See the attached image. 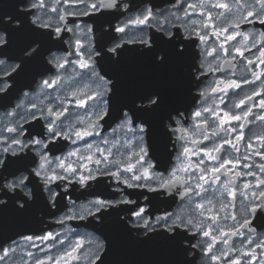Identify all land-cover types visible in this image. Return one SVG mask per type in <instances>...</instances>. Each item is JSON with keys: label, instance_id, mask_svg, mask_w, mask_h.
I'll return each mask as SVG.
<instances>
[{"label": "snow or ice", "instance_id": "1", "mask_svg": "<svg viewBox=\"0 0 264 264\" xmlns=\"http://www.w3.org/2000/svg\"><path fill=\"white\" fill-rule=\"evenodd\" d=\"M22 7L0 16V214L57 207L56 182L66 190L111 177L114 192L131 191L119 199L93 193L56 218L64 233L21 234L23 243L0 246V262L20 249L21 264H109L116 230L174 250L175 264H264V130L251 127L264 124V32L242 30L264 25V0H174L166 13L156 0H22ZM81 17L94 19L82 26ZM129 28L151 32L129 48ZM129 52L158 71L180 66L181 101L172 103L164 84L126 94ZM233 61L245 72L238 79ZM218 73L223 78L201 87ZM60 140L77 147L50 158ZM28 184L34 191L24 199L17 190ZM160 204L172 210L158 214ZM71 220H87L103 239L69 240Z\"/></svg>", "mask_w": 264, "mask_h": 264}, {"label": "flooded vegetation", "instance_id": "2", "mask_svg": "<svg viewBox=\"0 0 264 264\" xmlns=\"http://www.w3.org/2000/svg\"><path fill=\"white\" fill-rule=\"evenodd\" d=\"M6 6L4 8L3 15H12L13 13L17 11H24V8L17 9V6L21 4L22 0H5ZM123 3L131 4L134 2V0H122ZM156 2L160 5L158 11L167 12L172 7V3L174 0H156ZM30 3V0H25V4L27 5ZM109 12H112L114 10H108ZM136 12H133V15H135ZM71 19V18H70ZM93 18L90 17H81L80 19L76 20V23H80L82 26L84 23H91ZM111 19V17H109ZM128 19L127 13L125 15L120 16L118 20H114V23L121 24L123 21ZM5 22H11L9 20H5ZM95 27V25H94ZM242 30L254 33L257 36L264 32V25L259 24L258 22L255 23H249L242 25ZM151 32V30H145L143 34L140 33L139 29L136 28H129L127 29V35L124 37V39L127 41L126 47L129 48H138L140 47L138 41L141 38V35H148ZM66 47V46H65ZM191 51L197 52V65L199 61V54L198 50L191 49ZM60 55H63V52L59 53ZM252 59H255V55L252 53H248ZM124 64H133V77L132 78H121L123 81V87L124 92L126 94L130 93L131 91L142 88V87H154L161 84L167 85L170 93V101L172 103H179L182 99V85H181V67L178 65H173L167 70L158 71L155 70L145 59L144 57L138 53V52H129L125 56ZM234 64V70L237 73L235 77L232 78H240L245 74L242 64L239 62L233 61ZM233 69H229L227 65H225V68L223 72L226 75L231 74V71ZM259 70V69H256ZM223 78L221 74H216L214 76H210L205 79V84L201 85V87L206 86L208 82L211 80H214L216 78ZM248 78L250 77V74H248ZM199 83V82H197ZM254 87L252 85L245 86L243 91L240 92V95L243 96L246 93L250 94L251 88ZM197 91H194L192 93L193 96L196 97L195 101H192L189 99L188 103H191L193 107L197 106L199 103V96L197 95ZM259 100V97L255 98L253 102ZM15 104V101L13 102V106ZM4 109H0V116H2ZM257 114H259V110L256 109ZM101 123H104L103 121ZM26 128L29 127V125H25ZM254 132L260 133L262 130H264V124H261L259 121L255 122L253 125H251ZM109 125L105 124V131H108ZM92 140L93 138H89ZM60 145H63L62 150H56L53 149L52 152L49 153L50 158L54 156H66L68 152L72 151L77 147V144H73L70 141H64L60 140L58 142ZM82 143V142H78ZM51 147V145H50ZM243 151V148L241 149ZM75 159V158H73ZM11 179V178H10ZM99 180H101V184L97 185L96 181H91L89 187L83 188L78 184H71L67 185V189L65 190L66 182H56L51 187L59 193V195L56 197L57 200V207L53 208L49 206L47 212L40 209L38 206H34L29 210V212L24 217H16L13 211L8 210L4 214H0V246L7 247L11 245L12 241L15 240L19 243H23L21 241V234L15 236L14 238H11L10 240H7L8 235H12L11 231H8V229H14L19 230V228L24 227L31 229L32 232L23 233L24 235H39L42 233V231H49V230H59L62 233L65 232V227H62L59 224L55 223V220L58 216H64L68 213L69 207H72L75 205L77 208H82V206H85L89 200L95 199L96 196L93 195V193H104L106 195H111L115 199L122 198L123 196L127 195L128 191L125 192H114L113 187L115 185V182L112 180L111 177H98ZM37 184L39 185L40 193L43 196L44 200L47 201L49 199V193L45 191V185L40 182L37 179ZM122 187V186H121ZM21 197L24 199H27V196L25 195L26 191H34V187L31 184L27 185V188L24 191L17 190ZM9 195H13V193H9ZM0 196H3V193H0ZM63 197V199H61ZM134 198V197H129ZM165 199H170V197H165ZM31 203V201H29ZM161 211L158 214H163V211L165 208H168L165 204L159 205ZM173 208L175 205L172 206ZM169 211L172 210V208H168ZM48 212L53 213V215H49ZM67 228H70L74 231L68 232V239L72 240L75 237L76 233H79L81 235L84 234H91L95 236L98 239H103V237L100 235L98 231L94 229V227L89 224L87 220L85 221H79V220H71L68 222ZM8 236V237H10ZM128 239L133 244L134 249V264H154L152 260L149 258V253L153 252L155 253V248L150 247L149 243H141L138 242L128 236ZM67 242V241H66ZM154 243V242H152ZM154 243L153 245H155ZM87 247V245H86ZM33 252H36V249H30ZM17 255L10 256L9 258H6V262H0V264H21L20 254L21 250H17ZM40 255H43V253H40ZM26 258V257H25ZM151 261V262H150Z\"/></svg>", "mask_w": 264, "mask_h": 264}, {"label": "water", "instance_id": "3", "mask_svg": "<svg viewBox=\"0 0 264 264\" xmlns=\"http://www.w3.org/2000/svg\"><path fill=\"white\" fill-rule=\"evenodd\" d=\"M5 6V0H0V16L3 15ZM132 66L133 64L122 65L121 78L128 79L133 77ZM8 231H11L12 235H8L10 237L7 236V240H10L19 234L32 232L31 229L24 227L19 228V230L8 229L7 232ZM109 235L110 239L112 240L109 254L106 257L109 264H134L133 244L130 239H128V236L116 230H111ZM153 244L154 243L150 242L149 245L152 249L155 248V253H149V258L152 260V262H154V264H175V261L179 259L174 250L159 243H156L155 245Z\"/></svg>", "mask_w": 264, "mask_h": 264}, {"label": "clouds", "instance_id": "4", "mask_svg": "<svg viewBox=\"0 0 264 264\" xmlns=\"http://www.w3.org/2000/svg\"><path fill=\"white\" fill-rule=\"evenodd\" d=\"M5 199H7V197H5Z\"/></svg>", "mask_w": 264, "mask_h": 264}]
</instances>
